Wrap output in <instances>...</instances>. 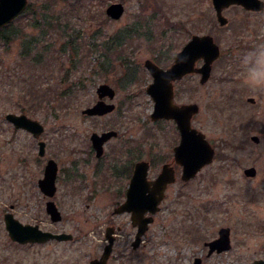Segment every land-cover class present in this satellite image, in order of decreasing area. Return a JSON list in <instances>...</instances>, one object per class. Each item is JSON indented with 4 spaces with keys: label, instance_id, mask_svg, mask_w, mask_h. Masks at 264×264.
Here are the masks:
<instances>
[{
    "label": "rangeland",
    "instance_id": "rangeland-1",
    "mask_svg": "<svg viewBox=\"0 0 264 264\" xmlns=\"http://www.w3.org/2000/svg\"><path fill=\"white\" fill-rule=\"evenodd\" d=\"M79 1L38 0L47 5L48 19L55 22L65 10L80 5V10L74 7L66 15L72 18L69 25L74 27L77 51L72 45L63 48L70 36L53 30L43 37L55 58L47 61L46 71L35 79L52 87L45 90L50 103L33 106L21 97L23 84L19 81L25 84L34 76L31 60L21 59L22 41L14 39L9 47L0 45V74L7 75L0 82V264H89L102 252L106 228L112 224L121 227L112 264H193L196 258L203 264H250L262 258L264 90L245 84L248 66L243 59L264 45V9L254 12L230 6L224 10L229 23L221 26L212 0ZM112 3L125 6L120 19L107 15ZM33 17L25 11L13 21L11 30L38 36L41 31L31 26ZM194 34L212 35L221 56L207 82L201 83L199 73L177 81L175 97L178 104L200 106L193 126L214 147L215 158L190 181L181 179L177 166V182L168 188L155 221L134 249L137 231L130 216L114 213L123 200L117 192L119 183L101 170L102 163L91 153L90 137L93 132L119 129L121 140L139 142L143 159L153 166L150 178L164 162H171L180 132L173 121L151 118L155 104L146 89L153 76L146 61L163 68L171 66ZM93 39L111 46L108 67L100 65L107 58L106 49H94ZM25 72L28 76H11ZM104 83L115 90L114 99L105 100L116 104V111L105 117L84 114L83 110L99 101L97 89ZM66 91L73 92L71 98L63 97ZM8 113H25L40 120L45 132L37 139L15 128L6 120ZM253 136L260 141L252 140ZM39 140L47 143L45 156L39 155ZM115 143L120 140L107 145L104 162L111 161ZM49 159L59 165L58 189L52 198L39 187ZM251 167L257 169L255 177L245 174ZM50 199L62 212L61 222H52L46 211ZM8 212L24 224L72 233L74 238L18 244L6 229L4 216ZM223 227L231 229L233 247L209 255L205 243L216 239Z\"/></svg>",
    "mask_w": 264,
    "mask_h": 264
},
{
    "label": "water",
    "instance_id": "water-1",
    "mask_svg": "<svg viewBox=\"0 0 264 264\" xmlns=\"http://www.w3.org/2000/svg\"><path fill=\"white\" fill-rule=\"evenodd\" d=\"M212 2L221 26L229 23L228 17L224 15V10L230 6H242L246 10L254 12H260L264 9V0H212ZM28 3L29 0H0V29L22 15L26 11ZM124 12L125 6L122 3H112L106 10L107 15L113 19H120ZM220 56L221 48L212 35L194 34L181 51L176 54L171 66L163 68L152 60L146 61V67L153 76L152 83L147 87L148 94L155 102L151 118L153 121L169 119L177 123L181 133V141L174 148L175 161L183 166L181 178L184 181L196 177L205 166L211 164L214 161L216 150L207 140L205 134L193 126V118L199 113L200 106L197 103H176L175 83L193 73L201 75V83L207 82L212 75L213 64ZM201 60L203 63L199 66ZM97 92L99 101L92 107L86 108L83 113L90 116H103L113 112L115 104L106 102L105 98L114 99V88L104 83L98 87ZM249 101L254 102L255 100L250 98ZM6 119L16 128L30 132L37 139L45 132V126L27 114L8 113ZM116 135V131L92 134L91 140L97 151V157L104 154L105 143ZM252 140L259 142L260 138L253 136ZM39 155H46V142L43 140L39 141ZM149 168V162L145 160L137 165L128 190V200L115 209V213L132 212L133 225L139 228L136 240L133 242L134 248L141 244L142 237L148 231L150 223L154 222V215L160 211V204L166 197V189L177 180L176 171L170 164H165L154 180L148 178ZM58 170V163L54 159H50L46 165L44 177L39 180L40 189L48 197H54L57 192ZM245 174L249 177H255L257 169L255 167L247 168ZM46 210L53 222L62 220V212L54 200L47 202ZM147 213L150 215L146 216ZM4 220L11 239L21 244L73 239V235L70 233H54L43 230L38 224H24L11 212L5 214ZM112 232L113 229L111 228L107 230L106 236L109 243L102 256L92 260L90 264H108L114 243V237L111 236ZM205 245L209 246V255L214 252L221 253L230 250L232 248L231 229L229 227L221 228L219 237L206 242ZM193 264H202V260L196 258ZM251 264H264V261L258 259Z\"/></svg>",
    "mask_w": 264,
    "mask_h": 264
},
{
    "label": "trees",
    "instance_id": "trees-1",
    "mask_svg": "<svg viewBox=\"0 0 264 264\" xmlns=\"http://www.w3.org/2000/svg\"><path fill=\"white\" fill-rule=\"evenodd\" d=\"M65 1H69V0H65ZM81 1L83 0H80L79 2L83 3ZM74 7L80 10L79 4L74 5ZM74 7H71L70 9H68V11L65 10L64 14L61 17H59L55 22L54 20L48 19L49 8H47V5L45 3L43 2L38 3V0H32V2L29 3L26 12H29V14H32L34 16L31 26L34 27L35 29L40 30L41 34H39L38 36L27 35V34L21 35L22 30L19 29L14 30V28L13 30H11V28L13 27L12 25L13 23L0 29V42H1L0 45L2 44L1 47L2 48L9 47L10 44L12 43V40L20 39L22 41L21 59L31 60L32 62L31 64H32L34 76L32 75L31 79L26 81L25 84L22 83L21 81L19 82L23 84V93L21 95L22 99H25L33 106H37V105L42 106L43 103L47 104L51 102V101H47L48 98H47V94L45 93L48 92H46L45 90L50 91L52 90V87L50 85L48 87H45L41 85L40 83L41 81L39 79H35L40 77L41 72L46 71L43 69H45L48 66L47 61L50 58H55L52 57L53 51L51 48L52 47L51 44L45 43L43 38L48 33L47 31L52 32L53 30H55L56 33L58 32L61 33L63 37L70 36L71 38H69V40L64 44L63 48L72 45L74 50H76L75 48L76 45L74 43L75 38H73L72 35L74 27L72 25H69V22H71L72 18L66 16L69 14L68 12L70 13L73 12ZM90 42H92V40H90ZM91 44L94 49H97L98 47H104L106 49L107 54L105 55H107V58L104 62H101L100 65L108 67L110 63H108L107 59L109 58L110 55L109 52L111 51V46L107 45L106 41H105V45H101L97 40L94 39H93V43ZM114 46L113 48H116ZM60 52L62 53L63 51ZM77 54L76 56H78ZM27 73L28 72H25L24 74L21 75L12 73L11 76H28ZM3 75L5 74H0V82L5 81V79L2 77ZM35 75L37 77H35ZM5 77L7 78V75H5ZM74 85H76V83H74ZM69 91L63 93L64 98L72 97L73 92L70 93ZM29 110L30 109L22 108V111H29Z\"/></svg>",
    "mask_w": 264,
    "mask_h": 264
},
{
    "label": "flooded vegetation",
    "instance_id": "flooded-vegetation-1",
    "mask_svg": "<svg viewBox=\"0 0 264 264\" xmlns=\"http://www.w3.org/2000/svg\"><path fill=\"white\" fill-rule=\"evenodd\" d=\"M116 108H117V106L115 105V110L113 112H111V113L106 114V115H103V116H91V117H105V116L112 115L116 111ZM107 131H116L117 132V135L115 137L111 138L109 141H107L105 143L104 154L101 157H97V151L94 148V145H93L92 140H91V142H92V148H93V150L91 151V153L94 152L95 155H96V157H97L98 162L99 163H102V169L101 170H104V172L108 176L110 175V177L114 181H116V182L119 183V185H118L119 190H117V192H119L121 194L123 200H122L121 203H119V205L116 206V207H118V206L124 204L125 202H127V200H128V190L130 188L131 181H132V178H133V176L135 174L137 165L140 162H142V161H144L146 159H143L142 145L139 142H136L135 140H132V139L121 140L122 139V136H123L122 135L123 132L120 131L119 129H108V130H105L103 132H107ZM103 132H100V133H103ZM93 133H95V132H93ZM92 134H91V136H92ZM90 139H91V137H90ZM119 140H120V143H115V145H114V151L112 150L113 152L111 153V155H112L111 161L110 162H104L103 159H104V156H105V153H106V147H107V145L109 143H112L114 141H119ZM175 146L173 147V159H172V161L171 162H169V161L168 162H164L159 167L158 174L154 178H150V172H151V169L153 167L152 166V163L149 160H146V161L149 162V165H150L149 174H148V178L150 180H154V179H156L158 177V175L162 171V168H163V166L165 164H170L171 166L174 167V169L176 171L177 180H178V169H177V166L179 168H181V175L183 174V166L180 165V164H178L175 161V151H174ZM76 176H78V174H76ZM177 180H176V182H177ZM171 185H169V187ZM168 188H167V190H168ZM167 190H166V192H167ZM114 213H115V211H114ZM115 214H119V215H129L130 216V218H131V224L134 227V229H136V231H137L136 232V236H135V240H136V237L138 235L139 228H138V226H134L133 225L132 212L126 211V212H123V213H115ZM148 215H150V213H147L146 214V216H148ZM109 228L113 229V232H112L111 236L114 237V243H113L112 253H111V255H110L109 259H108V264H112V261H113V259L115 257L114 248H115L116 241H117V234H118V231L121 230V227L120 226L119 227L118 226H115L114 224L109 225L106 228V234L105 235H107V230ZM106 238H107V243L103 247L102 252L100 254L96 255L94 258H92L89 261V264L91 263L92 260H95V259L100 258L102 256V254H103V252H104L107 244L109 243V239H108L107 236H106ZM133 248H134V245H133ZM134 249H137V248H134ZM259 259H261V260L264 261V256L262 258H259ZM202 264H203V261H202Z\"/></svg>",
    "mask_w": 264,
    "mask_h": 264
},
{
    "label": "clouds",
    "instance_id": "clouds-1",
    "mask_svg": "<svg viewBox=\"0 0 264 264\" xmlns=\"http://www.w3.org/2000/svg\"><path fill=\"white\" fill-rule=\"evenodd\" d=\"M243 63L248 66L245 84L253 90H264V45L245 56Z\"/></svg>",
    "mask_w": 264,
    "mask_h": 264
}]
</instances>
